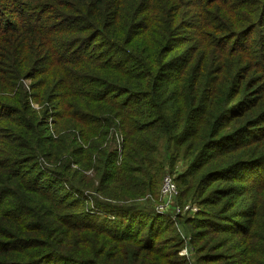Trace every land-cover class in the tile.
<instances>
[{
  "label": "trees",
  "instance_id": "trees-1",
  "mask_svg": "<svg viewBox=\"0 0 264 264\" xmlns=\"http://www.w3.org/2000/svg\"><path fill=\"white\" fill-rule=\"evenodd\" d=\"M0 264H264V0H0Z\"/></svg>",
  "mask_w": 264,
  "mask_h": 264
},
{
  "label": "built area",
  "instance_id": "built-area-1",
  "mask_svg": "<svg viewBox=\"0 0 264 264\" xmlns=\"http://www.w3.org/2000/svg\"><path fill=\"white\" fill-rule=\"evenodd\" d=\"M160 194V201L156 206V210L159 213H164L167 208L174 204V200L179 194V188L171 173H166L164 175ZM182 205L184 204H178L176 206V214H184L187 211H193L195 213L198 210V207L190 203L185 204L184 206Z\"/></svg>",
  "mask_w": 264,
  "mask_h": 264
},
{
  "label": "rangeland",
  "instance_id": "rangeland-1",
  "mask_svg": "<svg viewBox=\"0 0 264 264\" xmlns=\"http://www.w3.org/2000/svg\"><path fill=\"white\" fill-rule=\"evenodd\" d=\"M167 173H170V172H167ZM166 174V173H165ZM164 174V175H165ZM174 175H176V173L175 174H172V176L174 177ZM164 177V176H163ZM161 195V194H160ZM160 195H159V199H158V202H157V204L159 203V201H160ZM179 195V194H178ZM188 203H190V204H192V205H194V206H196V207H198V210H197V212L199 211V209H200V205H198V204H196V202H194V201H191V200H186V199H184L183 200V202L181 203V202H179V200H178V196L175 198V200H174V204L172 205V206H170L169 208H167L166 210H165V212L164 213H160V214H163V215H165V216H168V217H170V218H172L173 220H175V219H177V217L179 216L178 214H176V206L178 205V204H188ZM157 204H156V206H157ZM184 205H182V206H184ZM157 211V210H156ZM158 212V211H157ZM159 213V212H158ZM186 214H194V212L193 211H187V212H185L184 214H180V215H186ZM178 232H180V234H181V236L185 239V240H187V241H189L190 240V235H189V233L187 232V230H186V227L182 224V225H180L179 224V226H178ZM184 252H185V254L187 255V256H191V259L192 260H194L193 259V254H195V249L194 248H190V246L189 245H187V247H185L184 248Z\"/></svg>",
  "mask_w": 264,
  "mask_h": 264
}]
</instances>
